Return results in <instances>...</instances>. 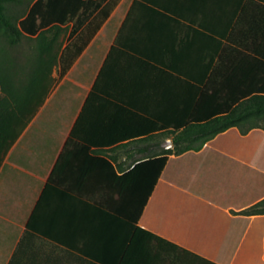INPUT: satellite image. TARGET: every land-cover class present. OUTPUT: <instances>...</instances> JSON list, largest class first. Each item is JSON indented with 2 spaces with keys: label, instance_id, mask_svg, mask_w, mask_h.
I'll return each instance as SVG.
<instances>
[{
  "label": "crops",
  "instance_id": "crops-1",
  "mask_svg": "<svg viewBox=\"0 0 264 264\" xmlns=\"http://www.w3.org/2000/svg\"><path fill=\"white\" fill-rule=\"evenodd\" d=\"M170 1L119 0L51 75L0 164V264H264V215L243 214L264 200V130L124 173L97 153L264 95V4Z\"/></svg>",
  "mask_w": 264,
  "mask_h": 264
},
{
  "label": "trees",
  "instance_id": "trees-1",
  "mask_svg": "<svg viewBox=\"0 0 264 264\" xmlns=\"http://www.w3.org/2000/svg\"><path fill=\"white\" fill-rule=\"evenodd\" d=\"M6 1L0 0V164L43 102L51 86L53 67L60 65L64 75L119 2L30 0L11 13L3 4ZM66 28H71L70 43L59 60L53 49ZM24 41L29 42L30 52L25 54L23 66L14 70L17 56L12 52L23 46ZM38 100L37 108L30 110ZM17 125H21L18 132ZM232 128L239 129L243 135L254 129L264 130V95L242 100L228 114L207 122L189 124L181 130H166L97 153L109 159L119 173H124L143 160L200 151ZM168 141L171 145L166 149ZM243 214L264 215V200Z\"/></svg>",
  "mask_w": 264,
  "mask_h": 264
},
{
  "label": "rangeland",
  "instance_id": "rangeland-1",
  "mask_svg": "<svg viewBox=\"0 0 264 264\" xmlns=\"http://www.w3.org/2000/svg\"><path fill=\"white\" fill-rule=\"evenodd\" d=\"M178 1L181 2V0H178ZM28 2H30V0H7L6 2H3V4L7 7L8 11L13 13L18 8L19 5L22 4L23 7H24ZM182 2L184 4L183 6L190 7V8H195L193 10L197 12V11H202V8H207L208 9V8H214V7H221L222 5L223 6L226 5L227 7H233V6H236V4L240 5L242 0H183ZM261 2L264 4V0H251V1H249L248 4H249V6L253 4L252 6H256V8H258V7H262ZM172 5H173L174 9L182 7V3L180 5L176 1H173ZM178 5H180V6L179 7H175V6H178ZM177 11H180V9L179 10H174V11H172V13H174L176 15V14H178ZM180 12H182V11H180ZM162 13H164V12L161 9L159 11L158 10L156 11V21H157V23H163L164 21L169 20L165 16H162ZM192 13H194V12H192ZM69 31H70L69 28H66L62 32L60 38L58 39L56 45L54 46L53 53L55 55H57V57H59V55L63 51L64 47L67 45V40H68V37H69ZM24 42L25 43L23 44V46L15 49V52H12V53H14L12 55L17 56V58L15 59L16 68L14 70H17V69L21 68L20 66H23L24 62H26V61H24V60H26V55L25 54H28L30 52V50H28V46H27L29 44V42L28 41H24ZM52 71H53L52 73H54V74H52V79L54 80V78H53L54 75L55 74L58 75V64L53 67ZM0 96H1V92H0ZM38 103H39V100L34 104L33 107H31L30 110H33ZM27 117H28V115H26V118ZM20 127H21V125H17L15 127V130L18 132L20 130ZM170 145L171 144H170L169 141L166 142L165 143V148L166 149L170 148Z\"/></svg>",
  "mask_w": 264,
  "mask_h": 264
}]
</instances>
